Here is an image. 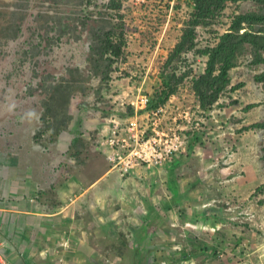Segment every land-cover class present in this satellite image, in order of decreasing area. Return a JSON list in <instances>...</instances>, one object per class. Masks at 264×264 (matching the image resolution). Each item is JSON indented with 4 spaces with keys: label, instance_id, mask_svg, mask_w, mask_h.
Returning <instances> with one entry per match:
<instances>
[{
    "label": "rangeland",
    "instance_id": "374dc122",
    "mask_svg": "<svg viewBox=\"0 0 264 264\" xmlns=\"http://www.w3.org/2000/svg\"><path fill=\"white\" fill-rule=\"evenodd\" d=\"M45 1L0 0V156L12 158L15 154L18 165L26 159L35 161L34 168L40 164L39 157L44 164L59 163L61 168L55 173L62 178L67 175L71 159L74 164L69 168L86 175L92 173V159L74 156L71 149L62 158L57 149L67 145L68 140L60 136L68 132L69 138L80 137L88 146L93 145L109 117L128 120L134 114L130 105L138 93L151 99L154 91L163 87L164 72L165 78L170 77L171 67L177 64L165 69L187 19L190 0H146L142 5L122 0L125 23L122 20L121 29L126 44L106 80L83 78L89 72V51L79 28L69 41L65 38L57 46L46 39L53 34L45 33L42 25L49 24L50 19L34 21L47 8L41 4ZM249 5L252 3L245 2L242 7ZM13 27L14 33L17 27L20 29L17 36L4 39L2 33L9 36ZM37 43L42 45L41 53L32 58L31 49ZM247 61L241 59L239 66L230 71V82L218 93L211 110L200 109L190 79L177 86L174 103L191 113L187 131H196L201 138L187 161L173 170V186L165 165L140 168L122 179L110 171L102 155V166L110 178L122 181V186L111 181L109 187L102 188V207L106 211H102V220L110 216L114 225L121 222L127 237L122 248L106 246L104 252L122 250L126 257L123 264H264V127H258L264 123V84L253 80L264 66L248 67ZM179 62L177 75L192 69L194 77L204 66L202 59L191 53L187 64ZM74 67L82 68L83 74L72 88L74 101L63 102V94L48 103L50 96L43 94L41 84L50 85L40 83L41 76L66 74ZM232 87H236L234 91ZM171 110L174 113L165 115L166 124L171 117L179 118L177 111ZM139 115L144 126L154 120L147 112ZM4 188V192L10 190ZM107 191L115 192L105 194ZM165 203H169V210L161 208ZM143 221L150 225L143 230L129 228L130 223L139 228ZM194 248L196 252L192 253Z\"/></svg>",
    "mask_w": 264,
    "mask_h": 264
},
{
    "label": "trees",
    "instance_id": "16d2710c",
    "mask_svg": "<svg viewBox=\"0 0 264 264\" xmlns=\"http://www.w3.org/2000/svg\"><path fill=\"white\" fill-rule=\"evenodd\" d=\"M245 2H251L252 5L243 8L242 4ZM41 4L47 8L44 12L38 13L34 21L38 22L43 17L50 19L49 24L42 25V28L45 33L47 31L53 34L50 38L46 37L49 41H54L53 46L59 45L65 38L69 41V36L77 30L76 28H79V36L86 37L87 40L89 51L87 76L82 74V68L74 67L68 68L66 74L56 76L47 73L40 78V83L50 85L41 84L43 94L50 96L48 103L53 102L51 99H54V96L63 94L66 97L63 102L67 103L68 100L73 102L72 88L77 86V82L79 84V79L76 78L83 75L86 80L90 78L106 80L112 73L111 67L115 59L123 55L126 44L125 32L123 28L121 29L122 20L125 23V15L121 13L124 8L123 1L46 0ZM187 9H189L187 19L182 23L177 43L169 52L165 69L168 70L167 67L175 62L177 64L174 68L171 67L173 72L170 77L165 78L167 71L164 72L163 87L154 91L148 111L159 108L169 95L175 93L182 81L189 79L191 91L200 109L211 110L212 105L219 99L218 93L230 82V71L239 66L241 59L248 60V67L264 66V0H190ZM10 22L7 21L11 24ZM19 30L17 27L14 33L13 27L8 33L9 36L5 31L2 36L7 40L13 39ZM40 37L43 40V37ZM35 46L33 45L31 49L32 58L39 56L42 49L40 43ZM189 53L202 59L204 64L202 72L193 77L192 69H189L177 75L175 69H180L179 61L187 64ZM253 80L264 84V68L259 74L254 75ZM80 86L78 88L84 91ZM235 88L232 87L230 90L234 91ZM56 102L54 101L55 105ZM258 127H264V123ZM200 138L196 131L186 133V154H177L166 164L171 186L174 183L173 170L179 168L193 154L196 145L200 143ZM176 189L177 186L172 187V190ZM168 204L165 203L161 208L169 210ZM195 252L194 248L192 253Z\"/></svg>",
    "mask_w": 264,
    "mask_h": 264
},
{
    "label": "crops",
    "instance_id": "0c3cea01",
    "mask_svg": "<svg viewBox=\"0 0 264 264\" xmlns=\"http://www.w3.org/2000/svg\"><path fill=\"white\" fill-rule=\"evenodd\" d=\"M67 133L63 132L68 138L60 136L68 144L56 148L59 154L64 158L71 149L74 156H83L85 161L86 157L92 159L93 166L89 164L92 173L85 175L69 168V164H74L70 159L67 175L62 178L55 173L61 168L59 163L44 164L39 157L36 168L35 161L29 159L21 161L19 167L15 154L12 158L7 154L0 156V264H123L126 259L122 250L116 249L114 252L118 253L112 254L103 249L106 246L122 248L127 244L121 222L114 225L110 216L109 220H102V211L106 212L102 207V188L111 183L122 186V181L110 178L95 144L88 146L86 139H71ZM55 165V169L50 168ZM103 182L106 184L102 185ZM4 187L10 190L4 192ZM148 225L149 222L143 221L135 229L130 223L129 228L143 230Z\"/></svg>",
    "mask_w": 264,
    "mask_h": 264
},
{
    "label": "built area",
    "instance_id": "2783aa9c",
    "mask_svg": "<svg viewBox=\"0 0 264 264\" xmlns=\"http://www.w3.org/2000/svg\"><path fill=\"white\" fill-rule=\"evenodd\" d=\"M146 0H133L132 3L142 5ZM150 96L138 93L131 103L133 115L127 120L115 116L106 120L102 134L95 140L96 150L101 152L109 165L110 171L120 178H128L140 168H159L166 165L174 156L184 152L186 133L191 125V113L181 109L174 103V95L159 108L150 110ZM163 106V107H162ZM177 111L178 117H171L165 123V115ZM171 110V111H170ZM147 112L154 117L150 126L140 123L141 113ZM160 115V119L156 117ZM162 121V122H161Z\"/></svg>",
    "mask_w": 264,
    "mask_h": 264
}]
</instances>
